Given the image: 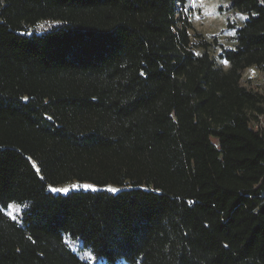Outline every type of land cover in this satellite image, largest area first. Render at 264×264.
I'll use <instances>...</instances> for the list:
<instances>
[{
  "label": "trees",
  "instance_id": "obj_1",
  "mask_svg": "<svg viewBox=\"0 0 264 264\" xmlns=\"http://www.w3.org/2000/svg\"><path fill=\"white\" fill-rule=\"evenodd\" d=\"M226 1L224 71L187 0H0V264H264V0Z\"/></svg>",
  "mask_w": 264,
  "mask_h": 264
},
{
  "label": "rangeland",
  "instance_id": "obj_2",
  "mask_svg": "<svg viewBox=\"0 0 264 264\" xmlns=\"http://www.w3.org/2000/svg\"><path fill=\"white\" fill-rule=\"evenodd\" d=\"M183 14L190 24L189 38L191 49L195 54L201 52V44L209 43V56L215 62L216 66L224 71L229 65L220 58L222 49H233L235 46V31L246 20V15L233 10L229 7L226 0H187ZM57 26L56 22L41 21L32 27H26L25 33L41 34ZM253 76V79L250 78ZM242 84L253 91H258L264 96V71L256 68L246 69L241 76ZM51 193L66 194L70 191L93 190L95 187L77 182H70L63 185L49 187ZM59 189L61 191H52ZM108 191H114L112 187H106ZM67 190V191H63ZM23 205L10 204L3 214L11 221L19 223L21 213L24 210ZM66 246L78 258L89 264H105L96 260L88 250H85L77 241L64 238ZM116 264H125L118 262Z\"/></svg>",
  "mask_w": 264,
  "mask_h": 264
},
{
  "label": "built area",
  "instance_id": "obj_3",
  "mask_svg": "<svg viewBox=\"0 0 264 264\" xmlns=\"http://www.w3.org/2000/svg\"><path fill=\"white\" fill-rule=\"evenodd\" d=\"M250 78L253 79V76H250ZM251 125L255 130L261 131L264 136V115H256Z\"/></svg>",
  "mask_w": 264,
  "mask_h": 264
},
{
  "label": "snow or ice",
  "instance_id": "obj_4",
  "mask_svg": "<svg viewBox=\"0 0 264 264\" xmlns=\"http://www.w3.org/2000/svg\"><path fill=\"white\" fill-rule=\"evenodd\" d=\"M226 63V62H225ZM52 191H61L59 189H51ZM63 191H67V190H63Z\"/></svg>",
  "mask_w": 264,
  "mask_h": 264
}]
</instances>
